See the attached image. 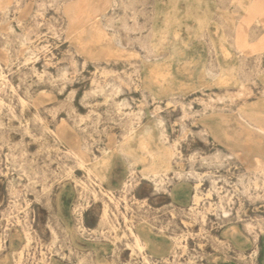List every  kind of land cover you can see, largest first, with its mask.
Here are the masks:
<instances>
[{
    "label": "rangeland",
    "instance_id": "1",
    "mask_svg": "<svg viewBox=\"0 0 264 264\" xmlns=\"http://www.w3.org/2000/svg\"><path fill=\"white\" fill-rule=\"evenodd\" d=\"M0 264H264V0H0Z\"/></svg>",
    "mask_w": 264,
    "mask_h": 264
},
{
    "label": "bare ground",
    "instance_id": "2",
    "mask_svg": "<svg viewBox=\"0 0 264 264\" xmlns=\"http://www.w3.org/2000/svg\"><path fill=\"white\" fill-rule=\"evenodd\" d=\"M156 117V115H155ZM21 122V121H20ZM60 148V147H59ZM153 176H154V190L155 191H164L165 188L162 184V180L161 179H158V176L155 174V173H152ZM175 176L178 178V179H183V180H188L190 178H197L198 176L195 174V172L190 168L189 170H187L186 172L182 173V172H179V173H176ZM125 187H127L126 183L124 184ZM197 185L195 184L193 186V201H197L198 199V192H197ZM175 191V190H174ZM176 193V192H175ZM171 194V193H170ZM252 198V197H251ZM81 221V220H80ZM79 221V222H80ZM83 229V228H82ZM81 229V230H82ZM85 229V228H84ZM93 231V229H90ZM83 232V231H82ZM130 235L132 237V242H133V246L134 247H137L140 251L143 250V248L145 247L146 249L149 247L150 245V239H143L141 238V236L135 232H133V230L130 231ZM176 240V239H175ZM174 241V240H173ZM178 244V242H177ZM136 245V246H135ZM131 246V245H130ZM132 247V246H131ZM149 254V253H148ZM150 255V254H149ZM149 259V258H147Z\"/></svg>",
    "mask_w": 264,
    "mask_h": 264
}]
</instances>
